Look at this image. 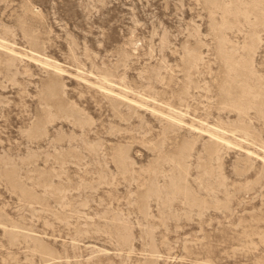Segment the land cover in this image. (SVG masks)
<instances>
[{
	"label": "rangeland",
	"instance_id": "1",
	"mask_svg": "<svg viewBox=\"0 0 264 264\" xmlns=\"http://www.w3.org/2000/svg\"><path fill=\"white\" fill-rule=\"evenodd\" d=\"M0 41L64 70L0 47V264H264V0H0Z\"/></svg>",
	"mask_w": 264,
	"mask_h": 264
},
{
	"label": "bare ground",
	"instance_id": "2",
	"mask_svg": "<svg viewBox=\"0 0 264 264\" xmlns=\"http://www.w3.org/2000/svg\"><path fill=\"white\" fill-rule=\"evenodd\" d=\"M0 47H3L4 48V50H8L9 51V53L11 52L12 53V55H14L15 57H18V58H21V59H26V60H30V61H35V62H39V63H41V64H45V65H47V66H49V69H50V67L52 68V70H56V71H59V72H62V71H64L62 68H61V66H59L55 61H53V60H50V59H48V58H46V57H44V56H40V54L38 53V52H36V49H37V47L33 50V48L32 49H30L28 52H20V51H14L12 48H10L9 46H7V45H5L4 43H2L1 41H0ZM33 47V46H32ZM35 47V46H34ZM2 49V48H1ZM38 63V64H39ZM41 66H44V65H41ZM47 66H45L46 68H48ZM52 72H54V74H55V71H52ZM51 71H50V73H52ZM62 73H64V72H62ZM65 73H67V72H65ZM57 74V73H56ZM58 74H60V73H58ZM99 86V85H98ZM97 86V87H98ZM102 88H104V87H102ZM112 88V87H111ZM104 89H106V88H104ZM110 90V89H109ZM108 90V91H109ZM107 91V92H108ZM110 91H112V90H110ZM109 91V92H110ZM113 92V91H112ZM111 92V93H112ZM115 93V92H114ZM116 95H120V93L118 94V93H115ZM123 98V97H122ZM127 98V97H126ZM125 98V99H126ZM128 100V99H127ZM131 101V100H130ZM134 101V100H133ZM157 112V111H156ZM166 117H167V115H166ZM171 117V116H170ZM174 117V116H173ZM175 118V117H174ZM170 119H173V118H170ZM177 119V118H176ZM176 121V120H175ZM178 121V120H177ZM205 127V126H204ZM207 129V128H206ZM209 129V128H208ZM201 130V129H200ZM211 131V130H210ZM216 131V130H215ZM206 132V131H205ZM209 135H211V134H209ZM216 136V135H215ZM214 137V136H213ZM216 138L217 139H219V137H217L216 136ZM222 140V139H221ZM224 142H225V139L223 140ZM230 143V142H229Z\"/></svg>",
	"mask_w": 264,
	"mask_h": 264
}]
</instances>
